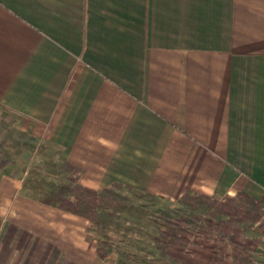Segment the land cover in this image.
I'll return each instance as SVG.
<instances>
[{"label": "crops", "instance_id": "crops-1", "mask_svg": "<svg viewBox=\"0 0 264 264\" xmlns=\"http://www.w3.org/2000/svg\"><path fill=\"white\" fill-rule=\"evenodd\" d=\"M3 116L85 189L264 208V0H0ZM10 163L0 264H109L89 222L29 195Z\"/></svg>", "mask_w": 264, "mask_h": 264}, {"label": "trees", "instance_id": "trees-1", "mask_svg": "<svg viewBox=\"0 0 264 264\" xmlns=\"http://www.w3.org/2000/svg\"><path fill=\"white\" fill-rule=\"evenodd\" d=\"M61 174L63 182L41 202L87 220L97 232L103 231L105 220L113 222L127 207L128 200L118 191L130 188L115 183L100 191L85 189L77 184L80 171L67 163L62 164ZM176 203L180 209L173 214L161 211L156 218L152 243L157 264H264L261 236L251 235L264 225V210L252 198L237 193L217 200L186 191ZM111 251L107 240H95L98 259ZM117 255L114 264H127L125 253Z\"/></svg>", "mask_w": 264, "mask_h": 264}, {"label": "rangeland", "instance_id": "rangeland-1", "mask_svg": "<svg viewBox=\"0 0 264 264\" xmlns=\"http://www.w3.org/2000/svg\"><path fill=\"white\" fill-rule=\"evenodd\" d=\"M59 154L60 150L53 142L31 141L13 126L11 118L3 116L0 119V168L4 162L10 161L13 173L16 176L23 174L29 195L40 199L63 182L58 171ZM118 193L128 200L127 207L113 222L105 220L102 232H97L90 223H83L87 241L93 245L97 238H103L110 243L109 264L117 260L118 252L127 255V264H157V253L152 243L157 230V215L161 211L173 214L180 206L172 200L139 197L137 193L124 189ZM261 209L264 210L263 207ZM261 228L257 234L251 235L259 236Z\"/></svg>", "mask_w": 264, "mask_h": 264}]
</instances>
